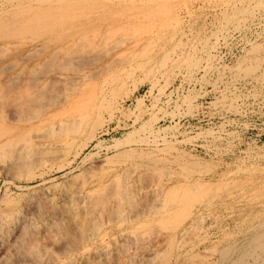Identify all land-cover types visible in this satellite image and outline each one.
<instances>
[{
    "label": "bare ground",
    "instance_id": "obj_1",
    "mask_svg": "<svg viewBox=\"0 0 264 264\" xmlns=\"http://www.w3.org/2000/svg\"><path fill=\"white\" fill-rule=\"evenodd\" d=\"M231 1L237 2L243 0H0V172L11 174L13 173V170H19L21 167H26L30 170L33 166L37 168L36 165L38 166L39 164H54V162H61L71 153V151L74 150L78 135L83 132L81 131V128L83 127V130H85V127L88 125H90L91 128L90 132L87 133L88 138L85 139H89L90 141L91 138L95 136L94 132L96 129L101 126L103 119H105L102 117V115H104L102 112L107 111L108 113H111L116 98L120 94L122 95L125 93L127 95L130 92L127 83L134 77L135 71L140 70L146 77L156 79L157 75L162 73V70L164 69L172 67H180L181 69L184 67L185 69L192 70V68H195L198 64V59H196L195 53L200 49L206 50V48L211 47L201 30L197 31L196 34H193L192 29H190L191 34H189V36L191 37L192 42L189 44L190 48L188 49V52L184 54L185 56L183 55L184 57L174 59L172 56V51L174 50L171 51V49L169 50L168 48L170 47L177 50L181 49L183 52L184 48L182 47L187 44L182 41V38L188 34V30L184 28V22L188 18L191 20L195 17L194 6L197 3H209L211 5H216L217 8L220 7L221 20L220 18H218V20L221 22L220 26L223 28L227 27L230 23H239L247 13L249 14L250 10H248V8H244V10H242V8L234 7L233 9L224 8L231 4ZM256 3L259 7L258 9H264V0H256ZM221 7H223V9H221ZM258 9L257 12L260 11H258ZM222 32L223 31H221V33ZM216 36L215 38H217ZM222 36L223 35L221 34L220 37ZM129 41H132L136 47H139V50L137 48V50L132 48L129 49V44H127ZM261 46V44L254 45L252 49L254 52L259 51L263 49ZM253 50L251 51L253 52ZM114 51H118L121 57L119 59L123 62H127V68L116 67L113 69L112 67L110 69L115 71L107 75L106 68L109 65H116V62L114 64L107 63L108 66L106 68L102 67L96 74L102 75L106 72L102 82L98 84V89L96 88V91H98L97 97H93L92 100L88 102L81 101V98L77 94V85L80 81L84 80L86 73L80 74L76 71V67H78L76 64L78 65L80 61H83L84 57L91 58L96 54L102 56L97 59H102L103 57H108L111 52L114 53ZM159 54L161 55V58H159ZM33 58L38 59L32 62L31 60ZM40 58L43 59L40 60ZM138 59H140V61L136 62ZM118 60L117 62H119ZM61 61L70 62L72 65L75 64L76 67L75 69L72 68V71L70 67L71 74H74L73 76H71L70 73L66 74L67 69L69 71V66L71 64L63 66V62L61 63ZM113 61L114 60H110V62ZM262 61L263 60L261 59L253 60L255 63H251L252 65L248 67L246 66V68L244 67L245 71L247 73L257 71L256 68L260 67L259 65ZM246 72L244 74L245 76L247 75ZM90 75L92 76L93 74ZM262 76L263 77L261 78H264V74H262ZM70 80H73L74 82H71ZM69 83H71L70 90H68L67 86ZM125 87L127 88L125 89ZM142 102L143 101H141V103ZM117 107L118 106H116V110L118 109ZM119 109L121 108L119 107ZM113 113H111V115ZM72 122V127L66 128V126ZM76 125H78L77 128H80V130L77 128L76 130L78 131L73 130ZM147 125L145 124L143 127L148 128L149 126ZM131 141V136H128L127 139L123 141H116L114 147L119 149L120 146L129 144ZM83 146L84 145H78L75 150L78 151L79 148H82ZM98 146H100V144H98ZM169 147H171V145L168 144L167 149ZM135 149L132 151H135ZM171 149L169 150L171 151ZM153 151H141L142 153L140 156L143 157V160L146 159V161L151 162L149 164L150 167L155 168L157 173V165L160 163V159L159 157L158 159L156 156L154 157ZM181 157L184 158L185 156L183 157L181 155ZM133 159H135L134 154L130 153V150H121L116 159L110 161L107 158L104 162L106 164L109 163L110 167L116 165L115 168H117V166L126 163V161H132L133 163ZM186 164H188L187 161ZM196 164L197 162L191 161L193 168L188 166L189 164L186 166H181V164L179 166L177 164L178 167L182 168L180 175H182L183 178L191 177L190 174H193L194 168H198ZM142 165L143 164L141 163L140 166ZM138 166L139 165L137 164L133 169L139 168ZM26 168L25 170L27 171ZM200 170L203 171L200 168L196 171ZM146 172H148V169ZM161 173L164 172L161 171ZM106 174L107 172L105 173L104 171V176ZM94 176L91 174L87 177L78 175L75 183L76 186L73 189L69 188L71 190H68L65 193L63 192V194H60V198L58 196V198L62 200L61 203H63V201L70 202L75 208V211L79 209V214H76L79 216L76 218L75 215L74 217L77 220V226L81 229L80 232L83 236H81L82 240L84 239L85 241L83 240L84 242L80 246H77V248L76 246L75 248H70L67 241L65 244L61 243L62 245L60 244L57 248L58 252L55 250V252L52 253V256L55 254L53 257L48 255L49 252L47 254V248L50 247L47 243L50 241L51 244L53 241L52 238L49 240V238L52 237V233H50L51 231H48L47 226H45L46 224L44 225L41 221H44V219L40 218V220L35 216V207L36 205L39 206L36 204L37 202L35 199L29 198L28 201L23 205L20 204V206L18 205V200L15 201L12 197L7 196L6 193V196H3L0 199V264H10V262H12L11 264H66L65 260L69 261V259L79 262V264L85 263L86 259H91V262H88H94L95 264H157L156 262L159 258L163 259L162 262L158 261L160 262L159 264H176L183 257L179 254L181 259L177 256L175 257V261L177 258V262H171L170 255L159 253V249L157 248L161 247L159 246L160 244L153 247L156 249L149 251V246L151 244L150 241L155 239L157 235L154 233L156 236L152 237V235H150L152 233H147V236H145V232L152 229L156 223H160L159 225H162L164 228H169L170 231L174 230V228L181 225L187 217L190 218L195 210L198 215L200 213V218H198L197 214H194L197 217L193 218L202 219L204 209H206L207 206L212 205L211 200L216 196V193L212 192L213 187L210 186L209 183L200 181L191 182V180H185V182H183L180 181L178 177L177 178L180 182H169V184L166 185L162 183L163 185H160L155 182L156 178H154L153 183L150 182L151 184H147L148 186H143V183L145 184L144 181L142 185L131 188L127 183V180L130 178L129 176V178L125 175L123 177L117 176L116 180H111L110 184L106 183V185L100 183L98 189L92 190L90 185L93 183L92 180ZM135 176L137 179L138 176ZM147 176L149 177V175ZM151 178L153 177H150V180ZM140 181L138 178V183ZM166 181L168 180H165L164 182ZM52 188L53 189H47L48 197L46 196V199L48 200L55 199V196H53L54 194L52 193L55 190V187ZM219 189H221V186ZM256 192L259 195L258 197L261 196L260 198H264V185L262 184V186H259ZM144 193L146 195L150 193L151 197L144 196L145 198H142ZM209 193H211V195H209ZM206 199L209 201L206 204H202ZM133 202L135 203L134 209L131 210L130 213L127 212L130 214V218H126V216H128L125 214L127 204L131 205ZM200 203L201 205L197 206V204ZM128 207L132 208L130 206ZM193 208L195 209L193 210ZM256 215L262 216V220H260L258 224L255 223L251 227V230L249 229L250 234L245 237V240L243 238L245 242L242 247L238 246L236 243L234 244L233 240L231 241L232 243H228L222 248H219L218 258L216 257L217 264H264V210H258ZM209 216H212V214ZM75 218L73 220H75ZM115 219H118L119 221ZM126 221L135 223L132 228L134 230H130L131 233L122 232V234H119L120 236L112 237L113 234L111 233L114 231L112 225L114 223L120 225ZM198 221H196V223H198ZM191 224L192 219L185 226V231L189 229ZM79 228H77V230H79ZM122 228L123 227L121 226V229ZM192 228L190 227L189 230ZM197 228L198 227H195L193 230H197ZM62 229H64L63 226ZM193 230L191 231L192 233ZM150 232L153 231L150 230ZM198 232L196 231V233H194L196 235L192 234L194 238L197 236ZM119 233H121V231ZM179 233L184 232L181 231ZM245 233H247L246 229ZM158 234L160 233L158 232ZM150 236L152 237L151 239ZM193 236L191 238H193ZM167 237H164V240H160V243L164 244L165 242H168V244H171L170 249L173 250V236L168 239ZM53 238L54 241L57 242V245L62 242L64 237L61 238L57 235ZM188 239L190 238H187L186 242ZM193 243H195V240ZM53 244H55V242ZM168 244L166 246H169ZM74 245L75 243L73 244V247ZM192 247L189 248L192 250ZM179 249H177V251ZM53 250L54 249H52V251ZM164 250L165 249L163 248V251ZM205 250L208 252V249H205L204 247V252ZM197 253L198 252H196V254ZM198 255L199 254L196 256ZM191 257H195L194 254ZM185 258H183V261H185ZM155 259L157 260L156 262ZM178 259L180 260L178 261ZM84 260L85 262H82Z\"/></svg>",
    "mask_w": 264,
    "mask_h": 264
},
{
    "label": "rangeland",
    "instance_id": "obj_2",
    "mask_svg": "<svg viewBox=\"0 0 264 264\" xmlns=\"http://www.w3.org/2000/svg\"><path fill=\"white\" fill-rule=\"evenodd\" d=\"M247 1L246 0L237 1V2L231 1L233 4L231 3L229 4L230 6L228 5L224 7L229 9H233V7L242 8V10H244V8H248V10H250L249 14L247 13L246 16L242 20H240L239 22L240 24L236 22L230 23L227 27L224 28L220 26L221 22L218 20V18H220L221 20V14L219 10L220 7L217 8L216 5H211L209 3H202V2L195 4L194 6L195 17L191 20L188 18L185 21L186 23L184 22V28L188 30V34H187L188 37L185 36L184 38H182V41H184L185 44H187L182 47L184 48L183 52L181 51V49L177 50L170 47L168 48L169 50L171 49V51L176 50L175 52L172 51L173 54L171 53L174 59H179L181 57H184L185 56L184 54L187 53L188 49L190 48L189 44L192 42L191 37L189 36V34H191L190 29H192L193 34L194 33L196 34L197 31L201 30L202 34L206 36V40H208V44L211 47L206 48V50L200 49L201 52L200 50H198L199 52L197 51L195 53L196 54L195 57L196 59H198L197 61L198 64L196 65L195 68H192V70L185 69L184 67L181 69L180 67L177 68L172 67L169 69H164L165 72L164 70H162L163 72L161 71L162 72L160 73L161 75L160 74L157 75L156 79L146 77L145 74L140 70L135 71L134 73L135 78L133 77L132 79H130V82L127 83L130 92L127 95L125 93L122 95L120 94L116 98L114 107L111 111V113L114 112L112 114L113 116L111 115V113H108L107 111H105L106 113L102 112V114L105 115L104 116L101 114L102 117L105 118L103 119L104 124L102 123L101 126H99L96 129V131L94 132L95 136L91 138L90 141L89 139L86 140L88 138L87 133L90 132V128H91V126L88 125L87 127H85L86 128L85 130H83V127L81 128V131L83 132L79 134L80 136L78 135V139L76 140L77 143H75L74 150L71 151V153L68 156H66L64 160H62L61 162L58 161V162H54V164L52 163L42 164L43 166L39 164L38 166L36 165L37 168L33 166L30 170H28L26 167L24 168L21 167V169L19 170L16 169L15 171L13 170V173H11L13 176L11 174L0 172V199L3 196L7 195L12 197L15 201L18 200L17 201L18 205L20 204L23 205L26 201L29 200V198H34L35 201L37 202L36 204L39 205V206L36 205L35 207L36 208L35 209L36 212L34 210L35 216L38 217L39 219L40 218L44 219V221L41 219L40 220L44 223V225L46 224L45 226H47L48 231L49 232L51 231L50 233L53 234V235L51 234L52 237L49 238V240L52 238L53 241L51 240L52 241L51 244L50 241H48L47 243L48 246L50 245V247L47 248V254L49 252L48 254L49 256H52V253H54L55 250L58 252L57 248L58 246H60L61 243L65 244L68 242L67 244L70 245L69 246L70 248H75V246L77 248V246H80L85 241L84 239H83L84 241L82 240L83 236L81 235L80 232L81 229L77 226L76 218L79 215L76 214H79V209L75 211V208L72 206L70 202L63 201V203H61L62 200H60L59 198L61 196L60 194H63V192L65 193L76 186L75 183L78 175H83L87 177L90 174L93 176L95 175L92 180L93 183H91L90 185V188L92 190L98 189L100 183L110 184L111 180L113 179L116 180L117 176L123 177L124 175L130 177V178L128 177L129 180H127V183L129 187L131 186V188L134 186L142 185L144 181L145 184L143 183V186L144 185L148 186L151 183H153L154 178H156L155 182L159 183L160 185L163 184L166 185L169 184V182L171 183L177 181L185 182V180L186 181L191 180V182H196V181L206 182L213 187L212 192L213 193L215 192L216 196H214L213 200H211L212 205L207 206V208L204 209V213L202 216L204 219L203 218L194 219L193 217H197L194 214L198 215L197 211L195 210L190 218L187 217L185 221L182 222L181 225H178V227L174 228V230L170 231L169 228L168 229L164 228L162 225L161 226L159 225L160 223L159 224L156 223L153 226V228L150 229L153 232H150V230H148V232H145L146 235L142 233L145 236H147V233L148 234L152 233L150 234L152 235V237L157 235L155 239H152L150 241L151 244L149 246V251L156 249L153 247L158 246L157 244H160L159 246L161 247L157 248L159 249V253H166L170 255L171 262L176 263L177 258L175 261V257L177 256L180 259L181 257L185 258L187 256L184 259L185 261H183V258L181 260L178 259V261L180 260L181 262L179 261L176 264H181V263L205 264L206 262H207L206 264H214L217 262L219 248H222L228 243H232L231 241L233 240H234L233 242L234 244L236 243L238 246L242 247L243 243L245 242L244 241L245 237L250 234L251 227L255 223L258 224L259 221L262 220V216L256 215L257 211L264 210V200H263L264 198L263 197L260 198L261 196L258 197L259 195L256 192L259 186H262V184L264 185V83H263L264 78H261L263 77L262 74H264V56H263L264 55V21H263L264 9H258L259 7L257 6L256 0L253 1L247 0ZM221 9H223V7H221ZM257 9L258 11L259 10L260 11L257 12ZM206 18L209 20H207ZM221 31L223 32L221 33ZM221 34L223 35L222 37H220ZM215 36L217 38H215ZM132 41H129L127 43L129 44L128 48L137 50L139 47H136L135 44L132 43ZM258 44L259 45L261 44L262 45L261 48L263 47V49L259 51H255L256 52L255 53L252 48L254 45H258ZM251 50H253V52ZM101 57L102 56L96 54L91 58L84 57L83 58L84 60L82 59L83 61L79 62L80 65L79 63L78 65L76 64V66L78 67H76L75 64H73L74 65L73 66L70 62L61 61V63L63 62L62 63L63 66L67 64L72 65V66L68 65L69 71L67 69L66 74L70 73V75L73 76L74 74H71V71L72 68L75 69V67H76V71H78L80 74L86 73V77L84 78V80L80 81V83L77 85V91H78L77 94L81 98V101L88 102L92 100L93 97H97L98 91H96V88L98 89V84L102 82V79L106 74L105 72L102 75L101 74L96 75L97 71L100 70L102 67L106 68L109 63L114 64L116 62L115 63L116 65L114 66L109 65L110 67L108 66L107 67L108 69L106 68L107 75L114 72L115 70L113 69H115L116 67L127 68V62H123L121 59H119L121 57L118 51H114V53L111 52V54L108 57L97 59ZM115 58L116 59L118 58L119 60L118 59L117 60L120 63L117 62ZM159 58H161L160 54H159ZM37 59L38 58H33L31 61L33 62L36 61ZM41 59L43 58H40V60ZM93 59H97V60H93ZM255 59L263 60L259 65L260 67L258 66L260 69L256 68L257 71L247 73L245 71L246 66L248 67L254 64L255 62H253V60ZM110 60L111 61L114 60V61L110 62ZM138 61H140V59L136 60V62ZM70 67H71V71H70ZM112 67L113 69H110ZM245 72L248 75V76L246 75L247 77L244 75ZM90 74L93 75L91 76ZM70 81L72 82L73 80ZM67 86H68V90H70L71 83H69ZM126 88L127 87H125V89ZM141 101L143 102L141 103ZM228 105L231 106L229 107ZM116 106H118L117 110H116ZM119 107L121 109H119ZM72 124L73 122L71 124L69 123L66 126V128L72 127L71 126ZM145 124L146 125L148 124L147 126L149 127L144 128L143 126ZM77 127L78 125H76L73 130L75 131L80 130V128ZM76 128L78 130H76ZM128 136H131V140H132L131 143L129 142V144H125L124 146L122 145L120 146L119 149L114 147L116 141H123L127 139ZM87 141L89 142L86 143ZM98 144H100V146H98ZM168 144L171 145V147L174 146L172 147V149L175 150H172L171 147L167 149ZM78 145L79 146L84 145L82 148L80 147L81 149L79 148L78 150L79 152L75 150L77 149L76 147H78ZM135 148L137 149V152ZM133 149H135V151H132ZM169 149H171L172 152ZM121 150L122 151L130 150V153L134 154L135 159H133V163L132 161L131 162L126 161V163H123L122 165L120 164V166H117V168H115L116 165L110 167L109 163L106 164L104 162L105 159L107 158L110 161H112V159H116L119 156V151L121 152ZM140 150L142 152H152L153 150L155 151V152L153 151L154 157L156 156L157 159L159 157L161 163V164L158 163L157 165L158 167L157 173L155 171V168L150 167L149 164L151 162L146 161V159L143 160V157L140 156L142 153ZM176 150L179 151L177 152ZM165 151L167 152V154ZM181 155L185 157L182 158ZM109 157L111 158L113 157V158L111 159ZM185 160L189 165L186 164ZM191 161L197 162L196 166H198V168L196 167L194 168L193 174L192 173L190 174L191 177L183 178L182 175H180L182 168L178 167V165L180 166L181 164V166L188 165L192 167L193 165H191ZM169 162L171 163V165ZM141 163L143 164L142 166L144 168L140 166ZM137 164L139 165L138 166L139 168L133 169L134 167L137 166ZM132 166L134 167L131 168ZM25 168L27 169V171L25 170ZM199 168L202 169L203 171L201 170L196 171L199 170ZM147 169L148 172H146ZM104 171L105 173L107 172L108 175L106 174L104 176ZM161 171L164 173H161ZM135 175L138 176L137 179ZM147 175H149V177ZM150 177L153 178H151L150 180ZM177 177L180 179V181ZM138 178L139 181L141 180L142 182L140 181L138 183ZM165 180L168 181L164 182ZM217 186L219 188L221 186V189H219ZM52 187H55V190L54 191L52 190L55 199L48 200L46 199L48 197L47 189L48 188L53 189ZM149 194L150 193L146 195L144 193L142 198H145L147 196L151 197V194L150 195ZM209 195H211V193H209ZM204 201L205 202H202V204L203 203L206 204L209 200L206 199ZM134 204H135L134 202L131 205L127 204V207L125 209V214L128 216L125 215L126 218L127 217L130 218L129 213L131 212V210L134 209ZM198 205H201V203L197 204V206ZM128 206L132 208H129ZM194 209L195 208H193V210ZM41 213L44 214L42 215ZM210 214H212V216H209ZM74 218L76 221L73 220ZM198 218H200V213L198 215ZM191 219H192V224L190 227L193 228L189 230L190 229L189 227V229L185 231V226L188 224V222H190ZM196 221H198V223H196ZM126 222L120 224L124 229L123 228L121 229V226L117 225L116 223L112 225V228L114 230L113 233H111L113 234L112 237H118L120 236L119 234H122V232L129 233L130 230H134L132 228L134 227L135 223H132L131 221H126ZM198 224L201 225L199 226ZM62 226L64 229H62ZM195 227H198L197 230H193ZM77 228H79V230H77ZM245 229L247 233L249 232L248 234L245 233ZM192 230L193 233L191 232ZM120 231L121 233H119ZM181 231L184 233H179ZM196 231L197 232L199 231L198 232L199 234L197 233V236L194 238L193 235H196L194 234L196 233ZM59 232L62 235H60ZM158 232L160 234H158ZM57 235L60 236L61 238L63 237L64 238L62 239V242L56 245L57 242L54 241L53 237ZM192 236L193 238H191ZM152 237L150 236V239ZM164 237L165 238L167 237V239L172 237L174 243L173 250L170 249L171 244H168V242H165L164 244L160 243V240H164ZM186 237L190 238L187 240V242H186L187 239ZM221 239L223 242L221 241ZM194 240L195 243H193ZM54 242L55 244H53ZM74 243L75 245L73 247ZM167 244L169 246H166ZM181 244L183 247L181 246ZM187 246H189L190 248L193 246L192 250ZM204 247L205 249H208L209 253L207 252V250H205L204 252ZM163 248L165 249L164 250L165 252L163 251ZM52 249L54 250L52 251ZM177 249L179 250L177 251ZM196 252H198L197 254H199L201 257L199 255L196 256L197 255ZM179 254L181 257L179 256ZM193 254L195 257L198 258L191 257L193 256ZM53 256H55V254H53ZM157 260L160 262L163 261L162 258H159ZM157 260L155 259V262ZM88 261L91 262V259H86V262ZM158 261L156 262L157 264L160 263ZM82 262H85V260ZM11 263L12 262H10V264ZM65 263L79 264V262H75L74 260L71 259H69V261L65 260ZM89 264H95V263L92 262Z\"/></svg>",
    "mask_w": 264,
    "mask_h": 264
}]
</instances>
